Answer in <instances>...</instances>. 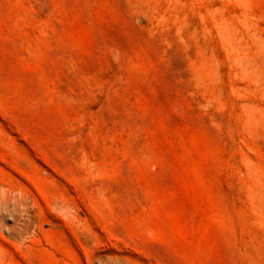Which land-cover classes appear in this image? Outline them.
Wrapping results in <instances>:
<instances>
[{
  "label": "rangeland",
  "instance_id": "rangeland-1",
  "mask_svg": "<svg viewBox=\"0 0 264 264\" xmlns=\"http://www.w3.org/2000/svg\"><path fill=\"white\" fill-rule=\"evenodd\" d=\"M0 264H264V0H0Z\"/></svg>",
  "mask_w": 264,
  "mask_h": 264
}]
</instances>
